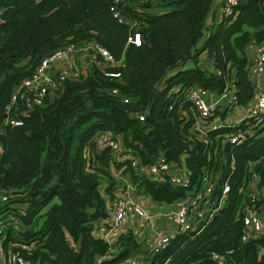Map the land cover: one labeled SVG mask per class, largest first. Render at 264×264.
<instances>
[{"label":"trees","instance_id":"trees-1","mask_svg":"<svg viewBox=\"0 0 264 264\" xmlns=\"http://www.w3.org/2000/svg\"><path fill=\"white\" fill-rule=\"evenodd\" d=\"M110 2L0 0L3 254L9 250L28 264H114L133 256L140 244L128 230L118 236L115 254L97 263L110 245L92 230L96 221L109 217L112 201L107 204V198L114 200L115 172L157 202L171 203L210 185L212 216L193 231L177 233L149 253L144 264H213L212 254L225 264H264V236L240 238V208L253 189L251 175L259 189L264 187V119L243 141L230 144L229 135L246 120L200 134L185 97L190 86L222 92L233 70V102L248 103L253 84L243 50L252 40L264 44V0H235L232 15L221 19L201 45L212 0H156L148 6L152 11L127 10L139 23L137 46L125 44L127 27L111 17ZM70 42L105 48L121 61L106 68L119 76H105L95 62L86 69L77 66L76 76L67 77L61 90L40 106L23 116L15 104L6 112L21 79L43 56ZM200 52L213 61L216 73H205L196 64L182 66L188 58L195 63ZM9 119L21 123L12 125ZM104 133L120 137L119 160L110 147H96ZM129 155L139 164L159 156L177 163L189 186L143 178L129 166ZM224 184L228 190L221 197Z\"/></svg>","mask_w":264,"mask_h":264},{"label":"built area","instance_id":"built-area-1","mask_svg":"<svg viewBox=\"0 0 264 264\" xmlns=\"http://www.w3.org/2000/svg\"><path fill=\"white\" fill-rule=\"evenodd\" d=\"M154 1L156 0H111L108 6L111 17L118 23L126 25L128 30L125 38L126 45L133 44L137 46L141 41L139 23L129 17L127 10L142 13L148 11L149 3H153ZM234 3L235 0H223L219 12L220 20L232 15L231 7ZM75 52L81 54L87 53L90 56L91 64L95 62L105 76L115 78L119 76V71L106 69L109 66L120 64L121 61H116L105 48L92 42H84L79 45L70 42L51 51L50 56H43L31 74L21 79L12 91L9 102L5 106V111L7 112L15 104V107H21L20 115L23 116L33 107L40 106L46 97L57 94L67 77L76 76V73L72 70V65L69 63V57ZM251 65L254 73H260L264 68V44L259 45ZM111 92L116 93L117 89L112 88ZM226 92V89L222 91V98L226 96ZM204 93L205 89L197 86H190L185 92L186 100L194 111L193 124L196 123L199 126L209 119L215 106L213 102L207 103L203 99L202 95ZM123 102H126L125 98ZM263 113L264 93H260L247 109V114L244 118L246 120L245 125L242 128H236L229 135L228 142L230 144H237L243 141L257 126ZM133 116L138 119H142L143 117L141 113H133ZM9 123L19 125L21 121L9 119ZM226 125L233 126L231 123ZM216 127L218 126L211 124L205 130L215 129ZM98 143L110 147L112 152L115 153L116 158L118 157L117 153L123 149L120 137L110 135L109 133L100 135ZM117 159L119 160V158ZM128 159L129 166L147 180L158 182L167 180L173 186H189V180L185 171L177 163L166 161L160 156L147 164H139V161L131 155H129ZM227 190L228 185L224 184L221 190V197ZM124 191H126V188H116L117 193L115 192L116 195L114 194V200H112L109 208V222L112 225H117L126 217H138L142 221L150 220V214L138 203L123 194L122 192ZM209 191L210 185H204L202 190L177 199L172 203L173 209L169 212V217L173 228L169 230L160 229L154 233L153 245L150 250L151 254L162 249L177 233L193 231L205 218L212 216L215 209L208 206L207 194ZM3 199L4 197L1 196V200ZM258 202L264 204V189H249L246 192V201L240 208V219L243 227L241 240L246 241L250 237H257L261 232L259 216L257 215ZM262 232H264V226ZM211 259L214 261L213 264H225L224 259L216 254H212ZM0 264L28 263L17 254H12L9 250L5 256L0 246ZM114 264H144V262L135 256H130Z\"/></svg>","mask_w":264,"mask_h":264},{"label":"crops","instance_id":"crops-1","mask_svg":"<svg viewBox=\"0 0 264 264\" xmlns=\"http://www.w3.org/2000/svg\"><path fill=\"white\" fill-rule=\"evenodd\" d=\"M151 3H149V5ZM222 4H223V0H212L210 8L205 17L203 35L200 38L198 45H201V43L204 41L207 35L216 27L218 23H220L221 20L219 19V12H220V8L222 7ZM150 10L152 11L154 10V8L151 7L150 9H148V11ZM260 44L261 43L254 42L252 40L249 44H246L244 46V50H243L244 57L246 60V68L248 72V77L251 83L253 84L252 98L245 105H238L233 102L234 90L232 88V81H233V70H232L230 73V77H227L226 79L225 89L227 91L226 92L227 94L224 98L221 97L222 92L216 93L215 91H210L208 89H205V93L202 95L203 99L207 103L213 102L215 106H214V109L209 119L206 120L201 126L197 125L196 123L193 124V128L196 131H198L200 134L211 124L217 125L218 127L229 124V123L234 124L232 123V121L239 118L240 116L238 117L231 116V114L233 113L232 111L233 108L245 107L244 112L246 116L248 107L253 103V101L256 99V97L260 93H264V68L262 69L260 73H254L252 70V65H251L252 60L255 57ZM77 53H78V56L74 55L73 53L69 57V63L70 65H76L80 67L79 63L81 61L79 60L82 59V56H81V53L79 52ZM194 64L199 66V68L205 71V73H209L213 71L216 73V70L214 69L213 61L209 57H207L204 52H200L198 54L197 61L195 63L192 59L188 58L183 62L182 66L192 67L194 66ZM86 68H88V65L87 67H83L82 69H86ZM176 69L178 70V68ZM176 69H171L170 73H173L174 71H176ZM229 112H231V114H229ZM263 115L261 116V119L262 118L264 119ZM229 116L231 120H228L229 118L226 119ZM116 175L121 176V174H116ZM251 177H252L251 182H250L251 187L254 189H259L257 186V177L255 176V174H252ZM117 178H120V179L119 180L115 179V182L117 185L116 188L126 186V191L122 193L128 196L132 201L138 203L145 211H147L150 214L151 217H150V220L148 221H144V220L142 221L138 217H133V218L126 217L117 225H112L109 222L108 218L105 220L96 221L94 223L95 226L92 230V233L97 237L103 238V240H105L110 245L108 252L105 255L99 256L97 258V263L101 260L110 258L115 254L116 252L115 242L118 236H120L121 233L127 232L128 230L134 235L135 240L138 242V244H140L139 250L133 256H135L137 259H140L144 262L148 258L150 250L152 248L154 233L160 229L169 230L173 228L170 217H169V212L173 209V204H172L173 202L170 203L171 206H170L169 211L168 210L159 211L160 209L164 208L159 204L161 202H157L156 200L151 199L147 194L143 193V191L136 189V185H134L128 179V177L123 176V177H117ZM121 180L123 181V185H118L120 184ZM260 189H264V187ZM100 193L104 195L102 191H100ZM112 196L114 197V192L112 193ZM107 199H108L107 204L112 201L111 196L108 197ZM258 205L259 206L257 207V211H258L257 215L260 216L262 220H264V204L263 203L261 204L260 202H258ZM260 236H264V232L261 231L259 234V237Z\"/></svg>","mask_w":264,"mask_h":264},{"label":"rangeland","instance_id":"rangeland-1","mask_svg":"<svg viewBox=\"0 0 264 264\" xmlns=\"http://www.w3.org/2000/svg\"><path fill=\"white\" fill-rule=\"evenodd\" d=\"M74 55H77L78 56V53L77 52H75L74 53ZM81 56H82V59L81 60H79V61H81L80 63H79V68H83V67H87V65H88V68L91 66V62H90V56L89 55H87V53H82L81 54ZM72 70L74 71V72H76V70H77V66L76 65H72ZM244 109H245V107H242V108H239V107H235V108H233V113L231 114V112H229V114H231V116H234V117H238V116H240L239 118H237V119H235V120H233L232 121V123H234V124H232L233 126L234 125H237L240 121H242V119H244V117H245V112H244ZM242 115H241V114ZM240 114V115H239ZM229 118V119H228ZM226 119H228V120H231V118H230V116L229 117H227ZM235 123H237V124H235ZM96 147H100V144L98 143L97 145H96ZM113 174H114V176L113 177H115L114 179H116V180H119L120 178H117V177H121V176H119V175H116V173L115 172H112ZM118 185H123V181L121 180L120 181V184H118ZM122 188L123 189H125L126 188V186H122ZM114 192V194H115V192H116V189L113 191ZM162 207H164L163 209H160L159 211H163V210H170V203H165V202H161V203H159ZM258 219H259V224H260V230L261 231H263V226H264V220H262L261 219V217L259 216L258 217Z\"/></svg>","mask_w":264,"mask_h":264},{"label":"water","instance_id":"water-1","mask_svg":"<svg viewBox=\"0 0 264 264\" xmlns=\"http://www.w3.org/2000/svg\"><path fill=\"white\" fill-rule=\"evenodd\" d=\"M50 55H51V53H47V54H46L47 57L50 56Z\"/></svg>","mask_w":264,"mask_h":264},{"label":"clouds","instance_id":"clouds-1","mask_svg":"<svg viewBox=\"0 0 264 264\" xmlns=\"http://www.w3.org/2000/svg\"><path fill=\"white\" fill-rule=\"evenodd\" d=\"M235 126V125H234Z\"/></svg>","mask_w":264,"mask_h":264}]
</instances>
